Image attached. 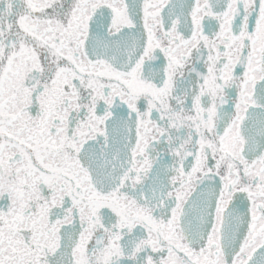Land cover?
Here are the masks:
<instances>
[{
  "label": "snow or ice",
  "instance_id": "snow-or-ice-1",
  "mask_svg": "<svg viewBox=\"0 0 264 264\" xmlns=\"http://www.w3.org/2000/svg\"><path fill=\"white\" fill-rule=\"evenodd\" d=\"M0 264H264V0H0Z\"/></svg>",
  "mask_w": 264,
  "mask_h": 264
}]
</instances>
